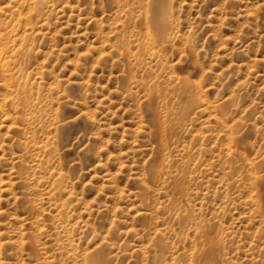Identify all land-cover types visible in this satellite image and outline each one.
Wrapping results in <instances>:
<instances>
[{"label":"rangeland","instance_id":"374dc122","mask_svg":"<svg viewBox=\"0 0 264 264\" xmlns=\"http://www.w3.org/2000/svg\"><path fill=\"white\" fill-rule=\"evenodd\" d=\"M0 264H264V0H0Z\"/></svg>","mask_w":264,"mask_h":264}]
</instances>
